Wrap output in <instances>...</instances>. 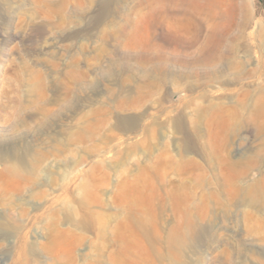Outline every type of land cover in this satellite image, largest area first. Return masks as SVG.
I'll return each mask as SVG.
<instances>
[{"label":"rangeland","instance_id":"1","mask_svg":"<svg viewBox=\"0 0 264 264\" xmlns=\"http://www.w3.org/2000/svg\"><path fill=\"white\" fill-rule=\"evenodd\" d=\"M155 4L0 0V264H264V0Z\"/></svg>","mask_w":264,"mask_h":264},{"label":"bare ground","instance_id":"2","mask_svg":"<svg viewBox=\"0 0 264 264\" xmlns=\"http://www.w3.org/2000/svg\"><path fill=\"white\" fill-rule=\"evenodd\" d=\"M104 5H106L109 0H102ZM185 1H188L189 3L192 4L194 10H197V9H203L204 12H205V16L206 18H208V20H211V23H212V26L211 28L209 29V32L206 31V29L204 30V32H208V37L206 39V42L205 44L200 47L201 49L200 50V54L201 57H203V60L201 59L200 61H206L207 60V63L210 62V60L212 58H215V57H219L217 56L218 54V51L221 50L222 48L218 49L219 48V45L221 43V39H220V36L221 34L219 35V31H218V26H217V23H214L216 22V20L218 19V14L216 12V8L218 6V3L220 2V0H155V6L152 7V10H151V13L153 15H156V17L158 18L157 20V24H159L161 22L162 19H165V18H168L170 15L176 13V12H180V9H179V2H183L185 3ZM220 6V5H219ZM218 11V9H217ZM150 13V14H151ZM221 12H220V16H221ZM159 19H161L159 21ZM190 19H191V16H190ZM193 19V18H192ZM206 20V19H205ZM218 21V20H217ZM206 22V21H204ZM162 23V22H161ZM156 24V25H157ZM191 29H192V26L195 28V32H197V34H199L198 32L201 31V26L199 25V23L195 20L192 21L191 23ZM215 24V25H214ZM220 24V23H219ZM160 25V24H159ZM163 25V24H162ZM204 25H206V23H204ZM211 25V24H210ZM204 27V26H203ZM209 28V26H206ZM221 31V30H220ZM207 34V33H206ZM206 36V35H205ZM205 38V37H204ZM165 39L166 42H169L170 40H168V37L166 38L165 36L163 37V40ZM175 40V39H174ZM205 40V39H204ZM198 42V36H196L195 38H193V40H191L190 42H182V41H179V39L177 41H175V43L177 44L178 47L180 46H184V45H188V47H193L196 45V43ZM211 42L215 43L214 46L213 44H211ZM172 43V42H171ZM174 43V42H173ZM174 43V44H175ZM223 47V46H222ZM225 49V48H224ZM221 52V51H220ZM223 53V52H222ZM228 53V52H227ZM226 53V54H227ZM228 55V54H227ZM221 56V55H220ZM224 56V55H223ZM229 56V55H228ZM227 56V57H228ZM200 57V56H199ZM220 58V57H219ZM229 58V57H228ZM225 59H227L225 57ZM224 58H221V60H225ZM217 60V59H216ZM206 63V62H204ZM212 74V73H211ZM215 77V76H214ZM217 77V76H216Z\"/></svg>","mask_w":264,"mask_h":264}]
</instances>
